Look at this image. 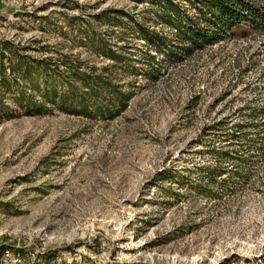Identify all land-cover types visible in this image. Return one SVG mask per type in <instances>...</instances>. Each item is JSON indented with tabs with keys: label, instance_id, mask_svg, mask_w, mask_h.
Returning a JSON list of instances; mask_svg holds the SVG:
<instances>
[{
	"label": "rangeland",
	"instance_id": "obj_1",
	"mask_svg": "<svg viewBox=\"0 0 264 264\" xmlns=\"http://www.w3.org/2000/svg\"><path fill=\"white\" fill-rule=\"evenodd\" d=\"M109 7L134 4L0 0V43L11 42L24 66L71 54L102 66L80 37L60 30H70L67 19L85 14L83 21L93 22ZM250 44L256 62L250 80L264 87V78L257 80L264 73V36ZM247 45L235 40L227 50L214 48L170 67L156 83L142 79L126 113L96 122L60 112L26 115L18 99L30 88L13 73L7 54L0 66V247L10 251L0 264H264V158L255 149L245 167H229L248 178L231 181L219 198L158 180L164 170L180 173L203 163L197 151L205 124L255 97L236 91L218 103L224 70ZM143 46L133 39V50ZM258 103L264 105V93Z\"/></svg>",
	"mask_w": 264,
	"mask_h": 264
},
{
	"label": "trees",
	"instance_id": "obj_2",
	"mask_svg": "<svg viewBox=\"0 0 264 264\" xmlns=\"http://www.w3.org/2000/svg\"><path fill=\"white\" fill-rule=\"evenodd\" d=\"M128 1L134 4L132 9L109 7L94 14L93 22L83 21L86 15L81 14L66 20L69 31L60 30L62 36L80 37L79 41L102 61V66L73 54L30 59L24 66L11 42L0 43V66L9 54L13 73L21 76L30 88L29 95L25 92L19 95L18 105L28 116L60 112L91 122L112 121L131 108L144 87L142 79L156 83L168 74L170 67L190 57L218 47L227 50L235 40H247L248 45L224 70L226 90L218 103H228V97L236 91H252L255 97L230 116L205 124L198 142L203 148L197 151L203 163L184 168L180 173L171 168L158 174L159 185L187 184L203 196L219 198L230 191L231 181L248 178V174L242 176L233 168L245 167L252 149L259 159L264 158V105L258 103L264 87L255 86L250 80L256 62L254 54L249 53L253 47L250 40L264 36V0ZM95 5L98 8L100 2ZM75 6L87 8L78 2ZM81 22L86 23V28L81 27ZM97 25H106L107 30L100 32ZM134 38H140L144 46L133 50ZM0 72L5 69L0 68ZM263 78L264 73L257 77L258 82ZM251 133L253 138H249ZM231 166L234 167L230 169ZM214 185L219 190H211ZM9 251V247H0V258ZM44 258L54 259L48 254Z\"/></svg>",
	"mask_w": 264,
	"mask_h": 264
}]
</instances>
